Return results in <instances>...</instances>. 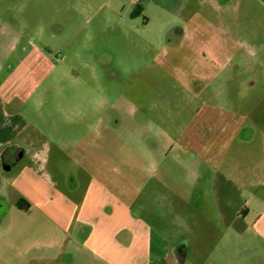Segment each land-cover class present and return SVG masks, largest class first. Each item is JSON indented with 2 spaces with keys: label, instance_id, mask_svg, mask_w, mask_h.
Listing matches in <instances>:
<instances>
[{
  "label": "rangeland",
  "instance_id": "1",
  "mask_svg": "<svg viewBox=\"0 0 264 264\" xmlns=\"http://www.w3.org/2000/svg\"><path fill=\"white\" fill-rule=\"evenodd\" d=\"M202 1L217 77L187 83L209 71L182 32L189 6L173 18L152 4L132 15L137 0H0V20L39 36L55 65L27 107V153L0 168V264H57V223L5 181L24 167L68 204L89 192L129 208L148 264H264L248 229L264 205L251 185L264 175V0Z\"/></svg>",
  "mask_w": 264,
  "mask_h": 264
},
{
  "label": "crops",
  "instance_id": "2",
  "mask_svg": "<svg viewBox=\"0 0 264 264\" xmlns=\"http://www.w3.org/2000/svg\"><path fill=\"white\" fill-rule=\"evenodd\" d=\"M137 1L142 3L144 12L152 4L173 18H182L183 11L189 6L187 23L193 27L183 28V35L185 39L202 44L196 55L206 51L203 43L205 36L199 27L205 25L207 19L202 0ZM54 67L50 54L40 45L39 36L32 38L26 35L24 28L14 26L10 20H0V152L4 147L9 148L4 162L0 157V168L5 164L9 171L12 170L27 153L32 129L27 107ZM209 115V119H219L211 113ZM262 169L264 174V164ZM5 181L36 203L46 216L57 223L56 236L53 245H50L55 250L54 261L57 264H77L79 261L84 264L152 263L150 241L144 238V230L138 220L132 217L129 208L119 205L117 209L104 211L105 197L89 192L77 205L73 202L68 204L62 194H47V184L34 175L31 167H24L16 176ZM251 185L263 187V195L259 196L264 202V175L262 179L253 180ZM99 200L103 201L100 205L96 203ZM257 212L258 216L248 229L264 239V205ZM68 249H75V252L68 256Z\"/></svg>",
  "mask_w": 264,
  "mask_h": 264
},
{
  "label": "flooded vegetation",
  "instance_id": "3",
  "mask_svg": "<svg viewBox=\"0 0 264 264\" xmlns=\"http://www.w3.org/2000/svg\"><path fill=\"white\" fill-rule=\"evenodd\" d=\"M207 54L206 51H203L200 55H199V60L202 62V71H206L209 69V71H206L205 73H201L200 71V74H196V75H190L188 78H187V83H202V82H205V80L207 78H211V80L213 78H216L217 77V73H215L214 69H212V67L214 68L215 66H217V63L216 61H214L213 59H209L207 57ZM220 56V55H218ZM225 63L227 62H231L232 60V57H233V54L231 55V53L229 54H225L224 56H221ZM208 58V59H207ZM202 59V60H201ZM219 72V71H218ZM184 255V250H183V247L181 248V251L178 253V256L182 257Z\"/></svg>",
  "mask_w": 264,
  "mask_h": 264
},
{
  "label": "trees",
  "instance_id": "4",
  "mask_svg": "<svg viewBox=\"0 0 264 264\" xmlns=\"http://www.w3.org/2000/svg\"><path fill=\"white\" fill-rule=\"evenodd\" d=\"M142 10H143V8L139 7L132 13V15H137L138 13L142 12Z\"/></svg>",
  "mask_w": 264,
  "mask_h": 264
}]
</instances>
